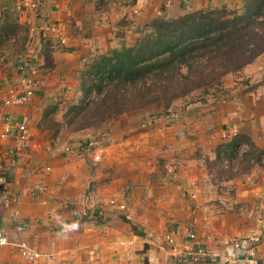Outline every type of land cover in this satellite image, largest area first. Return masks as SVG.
I'll return each mask as SVG.
<instances>
[{
	"label": "crops",
	"instance_id": "obj_1",
	"mask_svg": "<svg viewBox=\"0 0 264 264\" xmlns=\"http://www.w3.org/2000/svg\"><path fill=\"white\" fill-rule=\"evenodd\" d=\"M20 1L0 0V14L14 9L30 27L25 58L0 69V235L9 241L0 244V264H246L253 235L264 264V155L249 174L218 183L207 166L236 136L264 151V54L227 75L217 95L194 93L171 110L153 105L79 132L63 121L83 60L134 43L153 18L227 0H43L24 12ZM49 24L59 31L44 38ZM44 40L53 70L42 68ZM22 62L39 81L36 93L27 104L5 105ZM54 104L62 123L56 135L39 128ZM7 118L27 124L28 140L1 136ZM247 148L242 143L241 152ZM37 183L43 189L33 194ZM167 234L177 251L164 242ZM21 241L42 257L24 259ZM190 251H200L198 262Z\"/></svg>",
	"mask_w": 264,
	"mask_h": 264
},
{
	"label": "trees",
	"instance_id": "obj_2",
	"mask_svg": "<svg viewBox=\"0 0 264 264\" xmlns=\"http://www.w3.org/2000/svg\"><path fill=\"white\" fill-rule=\"evenodd\" d=\"M45 38V37H44ZM30 27L14 9L0 14V69L25 58ZM51 45L43 41L42 68L55 67ZM264 54V0H247L242 10L227 6L201 8L177 18L157 17L140 30L132 44L83 60L78 87L63 121L69 131L97 128L123 114L176 100L196 91L217 95L225 77L243 70ZM58 105H49L40 129L56 135ZM242 143L248 148L241 152ZM264 151L240 135L223 143L207 159L213 181L233 179L262 165Z\"/></svg>",
	"mask_w": 264,
	"mask_h": 264
},
{
	"label": "built area",
	"instance_id": "obj_3",
	"mask_svg": "<svg viewBox=\"0 0 264 264\" xmlns=\"http://www.w3.org/2000/svg\"><path fill=\"white\" fill-rule=\"evenodd\" d=\"M43 0H21L17 5V10L24 12L27 10H36L39 8ZM169 2L166 3V7H169ZM48 31L58 32L59 28L55 24H49L44 28L43 37L47 36ZM62 42H65L63 39ZM23 64L20 66V71L22 72L21 80L18 88H12L10 90L9 95L4 99L5 105H24L30 102L31 98L36 93V87L38 85V80L35 77V74L28 69L29 64L22 62ZM34 67V66H33ZM32 69V66H30ZM16 134V136L21 140L25 141L29 138V130L26 123H19L17 125H13L11 121L7 118L5 121L4 130L1 134L2 137ZM90 145H95V142H92ZM43 189L42 183H37L35 189L33 190V194H36L37 191ZM195 196V195H194ZM11 199L4 198L3 202L5 205H9ZM124 208V206H122ZM86 214V213H85ZM25 228L24 225H20L18 227L19 230H23ZM191 237L194 238L195 234L191 233ZM164 242L170 246L171 251H177V247L174 245L175 241L172 234H167ZM162 243L160 247L162 249H168L165 243ZM258 243L259 238L253 235L245 244V254L244 260L246 264H258ZM0 244L5 245L9 244V241L0 235ZM19 248V251L22 257L29 261H36L42 257V253L35 250L27 241H21L16 244ZM169 249V250H170ZM191 259L194 262H198L200 260V251H190L188 253ZM120 264H131L130 262H122Z\"/></svg>",
	"mask_w": 264,
	"mask_h": 264
},
{
	"label": "rangeland",
	"instance_id": "obj_4",
	"mask_svg": "<svg viewBox=\"0 0 264 264\" xmlns=\"http://www.w3.org/2000/svg\"><path fill=\"white\" fill-rule=\"evenodd\" d=\"M221 1H225V0H221ZM247 0H227V2H224L223 4L219 5V6H215V7H207V8H217V7H222V6H227L228 8L230 9H237V10H242L244 8V5L246 3ZM65 40L66 42V38H62L61 39V42L62 40ZM65 42H62V43H65ZM200 93V91H196L195 92V95H198ZM194 94V93H192ZM190 94L189 96L185 97L184 99H179V100H187V99H190L189 97H191ZM202 95L201 93L198 95L200 96ZM178 100H176L169 108H165L166 110H171L173 108V106H175L177 103ZM182 103L184 104L185 102L182 101ZM159 104H163V103H159ZM155 105H158V104H155ZM160 110V108L158 109V111Z\"/></svg>",
	"mask_w": 264,
	"mask_h": 264
}]
</instances>
